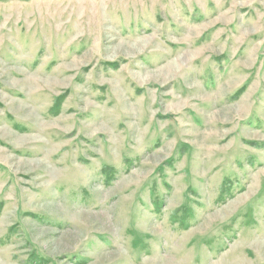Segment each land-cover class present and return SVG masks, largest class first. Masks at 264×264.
Returning a JSON list of instances; mask_svg holds the SVG:
<instances>
[{
    "label": "rangeland",
    "instance_id": "1",
    "mask_svg": "<svg viewBox=\"0 0 264 264\" xmlns=\"http://www.w3.org/2000/svg\"><path fill=\"white\" fill-rule=\"evenodd\" d=\"M0 264H264V0H0Z\"/></svg>",
    "mask_w": 264,
    "mask_h": 264
}]
</instances>
